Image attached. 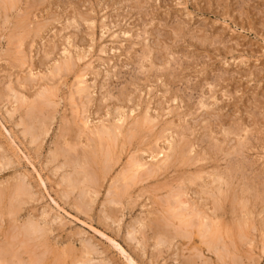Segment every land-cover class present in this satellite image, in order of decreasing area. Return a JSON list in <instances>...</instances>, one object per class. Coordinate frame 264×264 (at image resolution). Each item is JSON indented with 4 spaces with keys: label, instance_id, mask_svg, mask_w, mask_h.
Returning <instances> with one entry per match:
<instances>
[{
    "label": "rangeland",
    "instance_id": "374dc122",
    "mask_svg": "<svg viewBox=\"0 0 264 264\" xmlns=\"http://www.w3.org/2000/svg\"><path fill=\"white\" fill-rule=\"evenodd\" d=\"M3 2L0 189L23 186V196L14 200L22 205L17 222L0 215V249L12 245L9 251L16 255L8 252L9 264H17L21 256L23 264H32L34 256L41 259L38 264H82L83 257H89L88 264H264V0H16L15 9H5ZM19 21L30 25L20 30ZM65 61L72 63L70 71L59 70ZM78 88L85 90L78 94ZM138 118L152 122L127 140ZM120 126L125 138L119 136V156L109 163L112 172L95 196L98 131ZM180 140L192 147L187 151L190 161L185 166L172 159L170 168L161 167L151 179L150 170L163 159V154L155 158V151L169 142L174 148L187 144ZM132 158L146 169L130 183L122 207L114 199ZM213 172H231L235 195L246 185L259 192L255 199L253 192L245 195L251 202V232L241 239L232 231L236 243L228 242L233 252L223 258V247L214 254L200 243L196 221L192 239L166 222L172 192L188 189L183 199H194L193 190L209 182ZM198 173L203 178L196 185L185 182ZM86 190L88 196L81 193ZM202 203L197 202L201 208ZM227 208L222 224L235 229L243 212L232 214ZM31 225L42 231L40 237L28 232ZM42 236L47 242L37 247Z\"/></svg>",
    "mask_w": 264,
    "mask_h": 264
},
{
    "label": "bare ground",
    "instance_id": "6f19581e",
    "mask_svg": "<svg viewBox=\"0 0 264 264\" xmlns=\"http://www.w3.org/2000/svg\"><path fill=\"white\" fill-rule=\"evenodd\" d=\"M2 1V0H1ZM19 1V0H18ZM129 1V0H128ZM4 4H5V9L6 8H8V7H14L15 5H16V0H7V2H6V0H5V2H3ZM19 3H21V2H19ZM20 6V5H19ZM33 7V6H32ZM13 9H15V7L13 8ZM10 11H11V9H10ZM19 11V10H18ZM79 11V10H78ZM5 15V14H4ZM5 17H6V15H5ZM18 17V16H17ZM76 17H79V16H76ZM8 19V18H7ZM73 22V21H72ZM72 24V23H71ZM26 25H30V24H26L24 21H19V23H17V28L18 29H20V30H23V29H25V28H27V26ZM75 25V24H74ZM14 27V26H13ZM14 28H16V27H14ZM38 28H40V27H38ZM89 28V27H88ZM29 29V28H28ZM177 29V28H176ZM41 30V29H40ZM30 31V30H29ZM38 31H39V29H38ZM14 32V31H13ZM41 32V31H40ZM20 33V32H19ZM23 33H25V32H23ZM35 33H36V31H35ZM28 35V34H27ZM30 35V34H29ZM39 36V35H38ZM29 39V38H28ZM14 40V39H13ZM17 40V39H16ZM15 40V41H16ZM15 41H13V42H15ZM9 42V41H8ZM23 42V41H22ZM18 43V42H17ZM153 43V42H152ZM19 44V43H18ZM21 46V45H20ZM19 46V47H20ZM45 46V45H44ZM23 48V47H22ZM16 49V48H15ZM21 49V48H20ZM48 52V51H47ZM145 55V54H144ZM19 58V57H18ZM62 58V57H61ZM67 58V57H66ZM76 58V57H75ZM83 59V58H82ZM58 60H60V59H58ZM11 61V60H10ZM57 61V60H56ZM78 61V60H77ZM79 61H81V60H79ZM23 62V61H22ZM33 62V61H32ZM43 62V61H42ZM144 62V61H143ZM63 66H61V68H59V70H61L62 71V69L63 70H65V71H70L71 70V68H72V63L70 62V61H65L63 64H62ZM44 66V65H43ZM59 66V65H58ZM128 66V65H127ZM60 67V66H59ZM45 68V67H44ZM56 68V67H55ZM133 68V67H132ZM56 69H58V68H56ZM150 70V69H149ZM51 71V70H50ZM83 71V70H82ZM43 72V71H42ZM31 73V72H30ZM47 73V72H46ZM54 73V72H53ZM63 73V72H62ZM65 73V72H64ZM68 73V72H67ZM82 73V72H81ZM87 73V72H86ZM52 75V74H51ZM83 76V75H82ZM51 78V77H50ZM77 78V77H76ZM60 80V79H59ZM26 82V81H25ZM81 83H83V81L82 80H79V85L81 84ZM88 83V82H87ZM84 84V83H83ZM55 85V84H54ZM82 85V84H81ZM22 86V85H21ZM75 87H76V85H75ZM89 87V86H88ZM92 88V87H91ZM45 89V88H44ZM51 89V88H50ZM54 90V89H53ZM76 90V89H75ZM85 89L84 88H78V90H77V92H78V94H81L83 91H84ZM52 91V90H51ZM168 91V90H167ZM88 92V91H87ZM128 93V92H127ZM12 95V94H11ZM41 95H43V94H41ZM85 95V94H84ZM105 95V94H104ZM16 96V95H15ZM72 96V95H71ZM75 96V95H74ZM107 96V95H106ZM109 96V95H108ZM20 98V97H19ZM73 98V97H72ZM29 100V99H28ZM111 100V99H110ZM81 101V100H80ZM202 101V100H201ZM9 102V101H8ZM52 102V101H51ZM51 102H49L48 104H51ZM83 102V101H82ZM141 102V101H140ZM205 103V102H204ZM200 104H201V106L203 107L205 104H203L202 102H200ZM23 106V105H22ZM17 107V106H16ZM145 107V106H144ZM20 108V107H19ZM138 108V107H137ZM117 109H118V107H117ZM52 110V109H51ZM54 110V109H53ZM121 110V109H120ZM15 111V110H14ZM137 111V110H136ZM76 113V112H75ZM48 114V113H47ZM78 116V115H77ZM261 116V115H260ZM122 118V117H121ZM148 118H149V114H148ZM222 118V117H221ZM262 118V117H261ZM49 119V118H48ZM124 119V118H123ZM139 119V118H138ZM150 119V118H149ZM156 119V118H155ZM160 119V118H159ZM208 119V118H207ZM204 120V119H203ZM206 120V119H205ZM124 121V120H123ZM151 122H152V120H150ZM147 118H146V120L144 121V120H137V121H135V123L133 124V126H132V130H131V132H129L128 133V135H127V140L129 139V140H131V139H134V137L137 135V134H140V132H142L143 131V129L144 128H146L147 127V125H150V122ZM48 122V121H47ZM125 122V121H124ZM157 122V121H156ZM204 122V121H203ZM115 123V122H114ZM110 124V123H109ZM216 124V123H215ZM232 124V123H231ZM111 125H112V122H111ZM98 126V125H97ZM72 127H73V125H72ZM128 127V126H127ZM149 127V126H148ZM223 127V126H222ZM90 128V127H89ZM253 128V127H252ZM257 128V127H256ZM111 129V128H110ZM106 130V131H104V132H99L98 131V135H99V140H100V142H99V147H98V149H97V151H96V154L94 155V158H93V160L95 161V164L98 166V173H97V178H98V180H97V178L96 179H94V180H96V181H94V182H96L97 183V181H98V183L95 185V187L93 188V190L92 189H90V191L92 190V192L94 191V194H95V196H98L99 195V192H100V188H102L103 186H102V184H103V182L104 181H106V179L108 178V176H109V173H110V171H111V164L109 165V163H111V162H113V163H115V159L114 158H116L115 156H119V155H117L116 154V152H115V148H116V145L119 143V136H122V137H124L125 138V135L123 136V134H122V131H125V130H123L122 129V126H120V127H114V129H116L115 131L113 130ZM131 129V128H130ZM226 129V128H225ZM73 130V129H72ZM81 130V129H80ZM92 130H94V129H92ZM97 130V129H96ZM127 130V129H126ZM151 130V129H150ZM154 130V129H153ZM181 130V129H180ZM224 130V129H223ZM29 131H30V129H29ZM101 131V130H100ZM187 131V130H186ZM218 131V130H217ZM241 131V130H240ZM32 132V131H31ZM154 132V131H153ZM152 132V133H153ZM225 134H227V133H229V131H226L225 130ZM27 133H28V131H27ZM45 133H47V132H45ZM44 133V134H45ZM80 133V132H79ZM81 133H82V131H81ZM80 133V134H81ZM92 133V132H91ZM90 133V134H91ZM156 133V132H155ZM154 133V134H155ZM233 133V132H232ZM30 134V133H29ZM76 134V133H75ZM83 134V133H82ZM125 134V133H124ZM143 134V133H142ZM150 134V133H149ZM163 134V133H162ZM184 134V133H183ZM35 135V134H34ZM47 135H48V133H47ZM77 135H79L78 133H77ZM91 135H93V133L91 134ZM145 135V134H144ZM173 135V134H172ZM176 135H177V133H176ZM208 135V134H207ZM30 136H31V134H30ZM46 136V135H45ZM162 136V135H161ZM174 136V135H173ZM196 136V135H195ZM212 135H210V137H211ZM236 136V135H235ZM250 136V135H249ZM141 137V136H140ZM179 137V136H178ZM182 137V136H181ZM219 137V136H218ZM238 137V136H237ZM260 137V136H259ZM43 138V137H42ZM153 138V137H152ZM169 138H170V136H169ZM172 138H174V137H172ZM227 138H229V137H227ZM33 139V138H32ZM40 139V138H39ZM38 139V140H39ZM140 139V138H139ZM145 139V138H144ZM154 139V138H153ZM180 139V138H179ZM199 139V138H198ZM230 139V138H229ZM240 139V138H239ZM264 139V138H263ZM34 140H35V138H34ZM246 140V139H245ZM98 141V140H97ZM173 141V140H172ZM175 141V140H174ZM181 141V143L183 142V143H187L186 141H182V140H180ZM255 141H256V139H255ZM138 142V141H137ZM157 142V141H156ZM166 142V141H165ZM204 142V141H203ZM224 142V141H223ZM230 142V141H229ZM259 142V141H258ZM37 143V142H36ZM94 143V142H93ZM97 143V142H96ZM95 143V144H96ZM174 143V142H173ZM177 143H179V142H177ZM198 143V142H197ZM219 143V142H218ZM222 143V142H221ZM227 143V142H226ZM257 143V142H256ZM120 144H123V143H121L120 142ZM125 144V143H124ZM188 144V143H187ZM187 144L186 145H181V144H178V145H176V147L174 148V146H173V144L171 143V142H169V144H168V146H166L165 147V149H160V151H158V152H156L155 151V158L156 157H158L160 154H163V156H162V160H160V162L159 161H157V162H159V163H157L158 165H157V167L155 166V168H154V170L152 171V170H150V173L148 174V176H150L151 177V179H152V177H154V175L155 174H157L156 172H158V170H160L161 171V167L163 168H165V169H167V168H170V166H171V163L173 162V163H179V162H181V164H185V166H186V163L187 162H189L190 161V159H188V157H187V151H188V149H190L189 147H191V145H189V146H187ZM223 144V143H222ZM247 144V143H246ZM264 144V143H263ZM32 145H33V142H32ZM37 145V144H36ZM78 145V144H77ZM149 145V144H148ZM180 145V146H179ZM238 145V144H237ZM249 145V144H248ZM251 145V144H250ZM42 146V145H41ZM122 146V145H121ZM163 146V145H162ZM194 146V145H193ZM233 146V145H232ZM236 146V145H235ZM239 146H240V144H239ZM242 146V145H241ZM38 147V146H37ZM36 147V148H37ZM92 147V146H91ZM133 147V146H132ZM223 147V146H222ZM231 147V146H230ZM243 147V146H242ZM242 147H241V149H242ZM42 148V147H41ZM41 148H39V149H41ZM118 148H119V146H118ZM192 148V147H191ZM251 148H252V146H251ZM194 149V148H193ZM254 149V148H253ZM120 150V149H119ZM152 150H154V149H152ZM246 150V149H245ZM205 151V150H204ZM199 152V151H198ZM221 152V151H220ZM60 153V152H59ZM189 153V152H188ZM217 153V152H216ZM238 153V152H237ZM92 154V153H91ZM131 154V153H130ZM134 154H136L135 153V151H134ZM149 154V153H148ZM151 154V153H150ZM214 154H215V152H214ZM220 154V153H219ZM153 155V154H152ZM241 155V154H240ZM56 156H59V155H56ZM121 157V156H120ZM132 157H134L135 158V156H133L132 155ZM174 157V158H173ZM235 157V156H234ZM59 158V157H58ZM86 158V157H85ZM160 158V157H159ZM215 158V157H214ZM227 158H229V157H227ZM87 159H88V157H87ZM120 159V158H119ZM131 159V158H130ZM172 159H173V161H172ZM197 159V158H196ZM255 159V158H254ZM157 160V159H156ZM198 160V159H197ZM225 160V159H224ZM233 160V159H232ZM117 161V160H116ZM120 161V160H119ZM172 161V162H171ZM84 162V161H83ZM130 162V161H129ZM193 162H195V160L193 161ZM223 162V161H222ZM225 162V161H224ZM246 162V161H245ZM248 162V161H247ZM260 162V161H259ZM64 163V162H63ZM90 163V162H89ZM118 162H116V164H117ZM127 163V162H126ZM125 163V164H126ZM150 163V162H149ZM172 163V164H173ZM232 163H233V161H232ZM243 163V162H242ZM250 163V162H249ZM248 163V164H249ZM81 164V163H80ZM91 164V163H90ZM130 165V167H129V170L126 172V173H123V174H121L120 176H121V178H122V181L124 182V185L122 186V187H120V189L118 190V192H117V194H116V191H115V194H116V200L114 199V201H117V204H121V206H122V204H124V200L127 198V197H129L130 196V183H133L134 181H137V179L138 178H141V177H139V173L143 170V169H146L145 168V164H143V163H141L140 161H137V160H135V159H133L132 158V161L129 163ZM180 164V163H179ZM247 164V165H248ZM127 165V164H126ZM191 165V164H190ZM256 165V164H255ZM91 166V165H90ZM111 166V167H110ZM117 166V165H116ZM154 166V165H153ZM221 166V165H220ZM64 167V166H63ZM85 167V166H84ZM86 167H87V165H86ZM92 167V166H91ZM90 167V168H91ZM178 167V166H177ZM203 167V166H202ZM214 167V166H213ZM216 167V166H215ZM214 167V168H215ZM226 167V166H225ZM94 168V167H93ZM152 168V167H151ZM253 168V167H252ZM251 168V169H252ZM96 169V170H97ZM127 169V168H126ZM164 169V170H165ZM61 170H63V169H61ZM83 170V169H82ZM93 170V169H92ZM228 170V169H227ZM230 170H231V168H230ZM249 170V169H248ZM255 170V169H254ZM58 171V170H57ZM64 171V170H63ZM85 171V170H84ZM95 171V170H94ZM123 171V170H122ZM179 171V170H178ZM234 171H236L235 170V168H234ZM261 171V170H260ZM259 171V172H260ZM88 172V171H87ZM112 172V171H111ZM258 172V171H257ZM264 172V171H263ZM95 173V172H94ZM144 173V172H143ZM154 173V174H153ZM165 173H166V170H165ZM224 173V172H223ZM231 173V172H230ZM230 173H228L227 175H225V174H221L220 172L218 173V172H213V173H211V174H208V176L211 178V180H210V178H209V182H203L202 183V185H201V187H200V189L199 190H193V194L192 195H194L195 196V198L193 199L192 197H191V201L189 200V199H183V197L186 195H188L189 194V191H188V189L187 190H185V191H183L182 189H180V190H178L177 192L175 191V192H172V198L170 197L169 199H173V203H170L169 205H170V207H168V211H167V217L166 216H164L162 213V215L164 216V217H166V222L169 220L170 222H172L173 224H176V225H178L179 226V228L180 229H183V230H185L186 232H187V234L189 235V238L191 237L190 235H193L194 234V236L196 235V233H197V235L196 236H198L199 238H200V243L201 244H203V245H205V247H206V249H207V251H210V252H213V251H216V250H219V248L220 247H223V251H224V254L223 255H219V253H218V255H219V257H221V258H223L225 255H230L233 251H232V249H231V246L229 245V244H235L236 242V240H233L232 238H233V236L235 235L233 232H235L236 231V236L238 237V238H241V239H244L245 237H246V235H247V232L249 231V229H251V227L249 226L250 224V216H251V213L252 212H250V210L248 209V207H249V204H251V202L248 204V200H247V198H246V193L248 194L249 192H253V191H251V190H253V186L251 187V185H249L248 187H244L242 190H240L242 193L240 194V195H235V187L237 186V185H235L234 186V183L232 182L233 180H234V178H232V176L230 175ZM236 174V173H235ZM260 174H261V172H260ZM95 175H96V173H95ZM141 175H142V173H141ZM171 175V174H170ZM90 176V175H89ZM255 176V175H254ZM258 176V175H257ZM157 177V176H156ZM175 177V176H174ZM244 177H246V176H244ZM252 177H253V175H252ZM256 177V176H255ZM86 178H88V177H86ZM162 178V177H161ZM167 178V177H166ZM165 178V179H166ZM170 178V177H169ZM172 178V177H171ZM203 178V176L201 175V173H198V174H196V175H191L185 182H187L188 184H190V185H196V181H198V180H201ZM241 178V177H240ZM254 178V177H253ZM257 178V177H256ZM65 179H66V177H65ZM92 179V178H91ZM233 179V180H232ZM67 180V179H66ZM69 180V179H68ZM82 180V179H81ZM142 181H143V179H141ZM157 180V179H156ZM12 181V180H11ZM70 181V180H69ZM82 181H84V180H82ZM146 181V180H145ZM251 181V180H250ZM263 181V180H262ZM261 181V182H262ZM76 182V181H75ZM93 182V180H92V183H90V185L91 184H93L94 183ZM171 182V181H170ZM199 182V181H198ZM261 182H260V185H261ZM70 183V182H69ZM114 183H115V181H114ZM153 183V182H152ZM166 183V182H165ZM12 184V183H11ZM68 184V183H67ZM95 184V183H94ZM116 184V183H115ZM200 184V183H199ZM65 185V184H64ZM72 185V184H71ZM84 185V184H83ZM89 185V183H88V185H85V186H87V188L90 186ZM122 185V184H121ZM136 185H137V183H136ZM138 185H139V183H138ZM166 185V184H165ZM187 185V184H186ZM239 185V184H238ZM67 186H69V184L67 185ZM82 186V185H81ZM94 185H91V188L93 187ZM222 186H224L225 187V189H223V187ZM258 186V185H257ZM80 187V186H79ZM187 187H188V185H187ZM197 187V186H196ZM263 187V186H262ZM69 189H70V187H68ZM77 189H78V187H76ZM86 188V189H87ZM164 188V187H163ZM179 188V187H178ZM178 188H176V189H178ZM257 188V187H256ZM72 189V188H71ZM83 189V188H82ZM94 189H96V190H94ZM117 189V188H116ZM115 189V190H116ZM238 189V188H237ZM259 189H261V188H259ZM73 190H75V184H74V187H73ZM88 190V189H87ZM86 190V192H82L81 191V193H85V196H88V191ZM26 191V190H25ZM85 191V190H84ZM170 191V190H169ZM238 191V190H237ZM236 191V192H237ZM255 191H256V193H255ZM255 191L253 192V193H255V194H253L252 193V195H251V197L253 198V199H255V198H258V190H256L255 189ZM262 191V190H261ZM27 192V191H26ZM73 192V191H72ZM112 192V191H111ZM130 192V193H129ZM156 192V191H155ZM158 192V191H157ZM163 192V191H162ZM234 192V193H233ZM87 193V194H86ZM65 194V193H64ZM80 194V193H79ZM114 194V195H115ZM171 194V193H170ZM237 194V193H236ZM250 194V193H249ZM110 196H111V194H109ZM146 195H147V193H146ZM246 195V196H245ZM258 195V196H257ZM19 196H23V186L22 185H14L12 188H1L0 189V215L1 216H3V217H5L6 215H8V216H10L12 219H13V221H16L17 220V218H18V215H20L19 213L21 212V210H20V207L22 206V205H17L16 203H17V201L16 202H14V200L16 199L17 200V198L19 197ZM25 196V195H24ZM106 196V195H105ZM151 196V195H150ZM153 196V195H152ZM262 196V195H261ZM65 197V196H64ZM68 197V196H67ZM80 197V196H79ZM81 197L83 198V196L81 195ZM92 197H93V194H92ZM91 197V198H92ZM112 197V196H111ZM61 198V197H60ZM85 198H88V197H84V199ZM90 198V197H89ZM90 198V199H91ZM94 198V197H93ZM92 198V199H93ZM97 198V197H96ZM263 198V197H262ZM19 199V198H18ZM81 199V198H80ZM83 199V200H84ZM99 199V198H98ZM8 200L10 201V203L8 202ZM70 200V199H69ZM111 200H112V198H111ZM199 200H201L203 203V206H202V208L197 204V202L199 201ZM20 201V200H19ZM22 201V200H21ZM24 201V200H23ZM86 201V200H85ZM94 200H92L91 202H93ZM109 201V200H108ZM124 201V202H123ZM83 202V201H82ZM133 202V201H132ZM13 203H15V204H13ZM23 203H26V202H23ZM88 203V202H87ZM113 203H115V202H113ZM84 204H85V202H84ZM187 204H188V208H184V206H187ZM209 204H211L212 206H210V207H212V208H208V209H211V215L210 216H208V214H207V212H208V209H206V210H204L205 208H207V205H209ZM253 204V203H252ZM24 205V204H23ZM81 205H82V203H81ZM86 205V204H85ZM85 205H82V206H85ZM93 205V204H92ZM127 205V204H126ZM164 205V204H163ZM163 205H161V206H163ZM230 206V209L232 210L231 211V213L232 214H234V213H237V211L239 210V211H242L243 213H241L242 215H244V216H242V218L240 219V221H239V224H236V230L234 229V228H229V229H225L224 228V224H222V218H223V220H225L224 219V216L225 215H227L228 214V208H227V206ZM26 206V205H25ZM123 207V206H122ZM127 207V206H126ZM209 207V206H208ZM255 207V206H254ZM89 208V207H88ZM264 208V207H263ZM82 209V208H81ZM24 210V209H23ZM117 210V209H116ZM163 210V209H162ZM213 210V211H212ZM25 211V210H24ZM254 211V210H253ZM84 213V212H83ZM105 214V213H104ZM238 214V213H237ZM124 215V214H123ZM148 215V214H147ZM155 215V214H154ZM239 215V214H238ZM7 216V217H8ZM234 216V215H233ZM108 217V216H107ZM110 217V216H109ZM108 217V218H109ZM152 217H154V216H152ZM158 217V216H157ZM162 217V216H161ZM110 218H113V215H112V217H110ZM154 218H156V217H154ZM163 218V217H162ZM226 218V217H225ZM235 218H237V217H235ZM239 218V217H238ZM118 219V218H117ZM205 219H208L209 220V224H205L204 223V220ZM25 220V219H24ZM163 220H165V218L163 219ZM10 221V220H9ZM118 221V220H117ZM116 221V222H117ZM119 221H120V219H119ZM148 221H150V220H148ZM194 221H196V226L198 227V230H197V228H196V226H195V224H194ZM227 221V220H226ZM225 221V222H226ZM232 221V220H231ZM260 221V220H259ZM262 221V220H261ZM17 222V221H16ZM55 222V221H54ZM123 222V221H122ZM170 222H167V223H169L168 224V226L171 228V223ZM255 222V221H254ZM260 223V222H259ZM234 224V223H233ZM24 225V224H23ZM226 225H227V223H226ZM254 225V224H253ZM172 226H174V225H172ZM178 226H175L176 227V229H178ZM195 226V227H194ZM28 227V226H27ZM163 227V226H162ZM195 228L196 229V231L195 230H193L192 228ZM256 227V226H255ZM28 228H30V229H28ZM27 229L29 230L28 232H30V234L32 235V236H35V235H33V234H36V235H38V233H40V231H38V228H37V226L35 225H31L30 227H28ZM134 228V227H133ZM254 228V227H253ZM253 228H252V230H253ZM11 229V228H10ZM19 229V228H18ZM26 229V228H25ZM42 229V228H41ZM46 229V228H45ZM136 229V228H135ZM163 229V228H162ZM161 229V230H162ZM167 229V228H166ZM174 229V228H173ZM264 229V228H263ZM4 230V229H3ZM21 230V229H20ZM182 230V231H183ZM248 230V231H247ZM18 231V230H17ZM133 231V233H135V230H132ZM137 231V230H136ZM181 231V230H180ZM233 231V232H232ZM247 231V232H246ZM14 232V231H13ZM13 232H11V233H13ZM20 232V231H19ZM167 232V231H166ZM178 232V231H177ZM196 232V233H195ZM249 232H251V231H249ZM7 233V232H6ZM25 233H27V232H25ZM44 233H46V232H44ZM51 233H52V230H51ZM130 233H131V231H130ZM5 234V233H4ZM21 234V233H20ZM40 234H42V231H41V233ZM251 234V233H250ZM254 234V233H253ZM8 235H9V233H8ZM13 235V234H12ZM19 235V234H18ZM166 235V234H165ZM182 235V234H181ZM186 234H183L181 237H183V236H185ZM249 235V234H248ZM1 236V235H0ZM39 237H40V235H38ZM131 236H132V234H131ZM158 236V235H157ZM180 236V235H179ZM195 236V237H196ZM251 236V235H250ZM11 237V236H10ZM20 237H21V235H20ZM129 237H130V235H129ZM167 237H169V236H167ZM166 237V238H167ZM193 237V236H192ZM192 237H191V239H192ZM249 237V236H248ZM23 238V237H22ZM37 238V237H36ZM42 239H37L36 241H35V245L37 246V247H42V246H44V243L45 242H47V239L45 238V237H41ZM144 238V237H143ZM175 238V237H174ZM255 238V237H254ZM155 239H156V237H155ZM165 239V238H164ZM176 239V238H175ZM175 239H173V241L175 240ZM185 239H186V237H185ZM227 239H229V240H231V242L230 241H227ZM10 240V239H9ZM12 240V239H11ZM161 240V239H160ZM184 240V239H183ZM190 240V239H189ZM189 240H187V241H189ZM257 240V239H256ZM5 241V240H4ZM50 241V240H49ZM170 241V240H169ZM172 241V242H173ZM161 242H162V240H161ZM199 242V241H198ZM228 242H229V244H228ZM245 242V241H244ZM49 243V242H48ZM159 243V242H158ZM241 243V242H240ZM2 244V243H1ZM12 244V243H11ZM26 244H27V242H26ZM160 244V243H159ZM163 244H165V243H163ZM199 244V243H198ZM5 245H8V244H5ZM48 245V244H47ZM87 245V244H86ZM158 245V244H157ZM175 245V244H174ZM202 245V246H203ZM245 245V244H244ZM10 246L12 247V245H9V246H7V247H9L8 249H7V247H6V249L4 248H2L3 250H1L2 252H5L6 253V256H4L3 258H1L2 256H0V264L2 263V264H9V261L11 260V259H7L8 257H7V255H8V252L10 253ZM46 246V245H45ZM200 246V245H199ZM201 246V247H202ZM236 246H238V245H236ZM242 246V245H241ZM255 246V245H254ZM16 247V246H15ZM22 247H24V243H22ZM47 247H49V246H47ZM85 247V246H84ZM88 247V246H87ZM162 247V246H161ZM192 247H194V246H192ZM245 247V246H244ZM16 248H18V247H16ZM46 248V247H45ZM233 248L234 249H237V247H235V245L233 246ZM12 249H13V247H12ZM24 249V248H23ZM34 249H36V248H34ZM33 249V250H34ZM71 249V248H70ZM90 249V248H89ZM94 249H95V247H94ZM176 249V248H175ZM21 250V249H20ZM42 250V249H41ZM49 250V249H48ZM52 250H53V248H52ZM68 250V249H67ZM86 250H88V249H86ZM123 250V249H122ZM145 250V249H144ZM179 250V249H178ZM221 250V249H220ZM247 250V249H246ZM258 250V249H257ZM62 251V250H61ZM159 251V250H158ZM200 251H201V249H200ZM206 251V252H207ZM22 252V251H21ZM28 252V251H27ZM238 252V251H237ZM13 253V254H12ZM59 253V252H58ZM92 253V252H91ZM90 253V254H91ZM214 253V252H213ZM216 253V252H215ZM214 253V254H215ZM221 253V252H220ZM226 253V254H225ZM240 253V252H239ZM11 257H14V256H16L15 255V253L13 252V250L11 251ZM41 254V253H40ZM62 254V253H61ZM89 253H85V255H90ZM190 254V253H189ZM202 254V253H201ZM200 254V255H201ZM210 254V253H209ZM234 254V253H233ZM241 254V253H240ZM22 255V254H21ZM31 255V254H30ZM60 255V254H59ZM71 255V254H70ZM193 255H195V254H193ZM239 255V254H238ZM242 255V254H241ZM245 255V254H244ZM65 256V255H64ZM97 256V255H96ZM216 256V255H215ZM35 257V256H34ZM34 257L32 258L33 259V262H32V264H38L40 261H41V259L39 258V257H37L36 256V260L34 259ZM44 257H47L46 255H44ZM55 257V256H54ZM58 257V256H57ZM57 257H56V260H57ZM73 257V256H72ZM188 257V256H187ZM203 257V256H202ZM206 257V256H205ZM229 257V256H228ZM233 257V256H232ZM17 258H19V257H17ZM15 259L16 261L17 260H19V259ZM24 258V257H23ZM87 258H89V257H87ZM87 258H82V261H81V263L82 264H86L89 260L87 259ZM236 258V257H235ZM21 260H19V261H17V264L19 263V264H23V262H24V260L22 259V256H21V258H20ZM30 259V258H29ZM189 259V258H188ZM197 259V258H196ZM226 259H227V257H226ZM241 259V258H240ZM14 259L12 260V261H15ZM23 260V261H22ZM52 260H53V257H52ZM91 260V259H90ZM190 260V259H189ZM192 260V259H191ZM219 260V259H218ZM223 260V259H222ZM221 260V261H222ZM232 260H233V258H232ZM15 261V262H16ZM26 261V260H25ZM32 261V260H31ZM64 261H65V259H64ZM187 261V260H186ZM194 261V260H193ZM202 261H204L203 259H202ZM44 262V261H43ZM72 262V261H71ZM188 262V261H187ZM200 262V261H199ZM252 263H253V261H251ZM14 263V262H13ZM73 263V262H72ZM77 262L75 261V263L74 264H76ZM194 263H196V260H195V262ZM216 263V262H215ZM250 263V262H249ZM16 264V263H15ZM61 264V263H60ZM88 264V263H87ZM220 264V263H219ZM222 264V263H221Z\"/></svg>",
    "mask_w": 264,
    "mask_h": 264
}]
</instances>
